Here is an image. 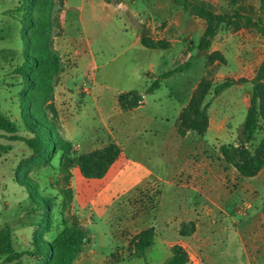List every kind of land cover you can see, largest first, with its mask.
<instances>
[{
  "label": "rangeland",
  "instance_id": "rangeland-1",
  "mask_svg": "<svg viewBox=\"0 0 264 264\" xmlns=\"http://www.w3.org/2000/svg\"><path fill=\"white\" fill-rule=\"evenodd\" d=\"M196 1L236 19L264 17L259 0ZM15 6L16 0H0V111L22 135V78L14 68L23 61L25 33ZM60 16L62 31L52 42L63 71L48 101L57 113L60 135L76 154L113 141L122 154L99 179H85L70 167L65 180L60 151L49 165L37 168L31 150L12 141L13 148L0 157V229H11L14 250L31 249L33 234L52 239L65 219L75 217L92 241L73 264H165L176 243L185 247L188 264H264V166L257 175L243 177L218 152L221 143L236 142L244 120L249 80L264 60L261 31L240 27L232 18L204 52L196 45L205 22L190 15L180 0H64ZM142 26L152 37L167 38L168 46H142ZM215 50L225 61L207 63V54ZM177 67L182 70L162 79L159 88L145 91L161 72ZM226 78L237 82L218 96H206L207 131L178 135V115L200 80L214 86ZM128 90L142 94L143 102L121 111L116 96ZM262 136L261 123L254 143ZM0 142L9 141L0 135ZM16 174L31 176L55 204L49 231L40 224L47 217L45 208L35 207ZM102 187L105 191L95 198ZM67 188L71 198L63 205ZM184 220L196 224L189 237L178 234ZM149 226L155 229L152 246L143 258L130 257V238ZM20 260L37 264L27 254Z\"/></svg>",
  "mask_w": 264,
  "mask_h": 264
},
{
  "label": "trees",
  "instance_id": "trees-1",
  "mask_svg": "<svg viewBox=\"0 0 264 264\" xmlns=\"http://www.w3.org/2000/svg\"><path fill=\"white\" fill-rule=\"evenodd\" d=\"M180 2L190 15L205 22V28L196 45L199 51H208L220 26L235 18L230 14L216 13L203 2L196 0H180ZM63 6L64 0H16L13 11L20 13L19 22L24 28L25 35L22 37L23 61L16 65L14 72L22 78L20 117L25 134H19V126L0 111V135L9 141L0 142V157L13 148L12 141H20L31 150L34 167L49 165L55 154L60 151V170L64 173L65 180L69 175L70 167L77 168L85 179H99L122 154L119 144L113 141L99 148L76 154L73 144L61 137L57 126V113L52 103H48L53 97L56 79L63 71L60 54L53 47L52 42L53 36L59 35L62 31L60 13ZM259 10L264 15V0H259ZM234 20L240 27L258 28L264 35V17L252 19L250 16L239 15ZM139 42L149 49H164L169 44L163 38L155 39L150 36L144 27L140 30ZM215 61H225L223 54L218 50L207 54V63ZM180 70L182 67L161 72L145 91L151 92L159 88L162 79ZM236 82L232 78H226L212 86L209 80H200L178 115L176 124L178 135L184 136L188 131L203 135L209 127L210 100H206V96L209 93L218 96ZM249 82L251 83L249 103L236 142L221 143L218 146L223 161L243 177L257 175L264 166V136L254 143L260 124H264V60ZM142 99V94L136 90L123 91L116 96L121 111L135 109L142 104ZM15 180L25 186L35 207L45 208L47 217L42 218L40 224L44 223V229L49 231L52 224V208L55 205L49 194L41 191L38 182L27 174L23 178H19L16 174ZM65 194L67 198L63 201V205H66L71 198L69 188ZM261 213L264 222V204ZM195 230L194 220H184L179 223L178 234L181 237H189ZM154 237L153 226L136 232L128 242L130 257L143 258L146 249L152 246ZM91 241L87 228L73 217L69 221L64 220L62 229L52 239H38L33 234L31 249L16 252L11 229L5 226L0 229V257L3 258V264H22L20 258L23 254L35 258L37 264H73ZM164 263L188 264L189 255L185 247L178 243L173 244L170 247V256Z\"/></svg>",
  "mask_w": 264,
  "mask_h": 264
},
{
  "label": "crops",
  "instance_id": "crops-1",
  "mask_svg": "<svg viewBox=\"0 0 264 264\" xmlns=\"http://www.w3.org/2000/svg\"><path fill=\"white\" fill-rule=\"evenodd\" d=\"M66 3V2H65ZM62 25V24H61ZM143 27V26H142ZM153 38H155V39H157L156 37H153ZM159 38H163V39H165V40H167L168 41V39L167 38H165V37H159ZM138 41H139V37H138ZM169 42V41H168ZM142 105V104H141ZM141 105H139L138 107H140ZM138 107H136L135 109H137ZM132 110H134V109H132ZM105 191V187H102V188H100L97 192H96V194L94 195L95 196V198L96 197H100L102 194H103V192ZM145 228H147V227H145ZM142 229H144V228H142ZM141 230V229H140ZM139 231V230H138Z\"/></svg>",
  "mask_w": 264,
  "mask_h": 264
}]
</instances>
